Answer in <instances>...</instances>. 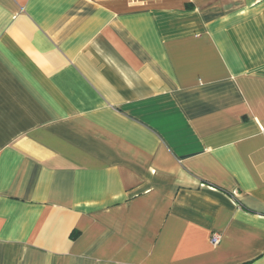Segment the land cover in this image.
<instances>
[{
  "label": "crops",
  "instance_id": "crops-1",
  "mask_svg": "<svg viewBox=\"0 0 264 264\" xmlns=\"http://www.w3.org/2000/svg\"><path fill=\"white\" fill-rule=\"evenodd\" d=\"M0 264H264V0H0Z\"/></svg>",
  "mask_w": 264,
  "mask_h": 264
},
{
  "label": "built area",
  "instance_id": "built-area-1",
  "mask_svg": "<svg viewBox=\"0 0 264 264\" xmlns=\"http://www.w3.org/2000/svg\"><path fill=\"white\" fill-rule=\"evenodd\" d=\"M220 240V235L218 233H213L210 237V242L215 245L219 242Z\"/></svg>",
  "mask_w": 264,
  "mask_h": 264
}]
</instances>
